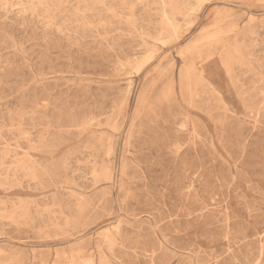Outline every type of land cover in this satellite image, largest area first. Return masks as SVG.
Returning a JSON list of instances; mask_svg holds the SVG:
<instances>
[{"label": "rangeland", "instance_id": "rangeland-1", "mask_svg": "<svg viewBox=\"0 0 264 264\" xmlns=\"http://www.w3.org/2000/svg\"><path fill=\"white\" fill-rule=\"evenodd\" d=\"M0 264H264V1L0 0Z\"/></svg>", "mask_w": 264, "mask_h": 264}, {"label": "bare ground", "instance_id": "bare-ground-1", "mask_svg": "<svg viewBox=\"0 0 264 264\" xmlns=\"http://www.w3.org/2000/svg\"><path fill=\"white\" fill-rule=\"evenodd\" d=\"M264 1V0H263ZM178 30H179V26H177L175 23H174V21H166L165 22V24H164V26L161 28V32H163L162 33V35H168L169 36V34H177L178 33ZM175 36V35H174ZM220 36V35H219ZM156 41H160V36H158L157 38H156ZM169 41V40H168ZM206 43H204V45H202L201 47H196L195 49H194V52H192L191 53V55H190V59H192V60H196V58H199L200 56H201V50H200V48H202V49H205L206 50V53H208L209 54V52H211L212 51V47H213V45H214V43L216 42L215 40H214V37L212 38V39H207L206 41H205ZM164 43V42H163ZM225 60V59H224ZM194 71H195V69H194V67H193V65H190L184 72H180V74H179V77H180V79H181V82H182V84L185 82H187V81H190L194 76H193V74H194ZM89 121V120H88ZM105 122H106V120H105ZM90 124V123H89ZM101 138V137H100ZM107 140V139H106ZM99 141V140H98ZM109 149V148H108Z\"/></svg>", "mask_w": 264, "mask_h": 264}]
</instances>
